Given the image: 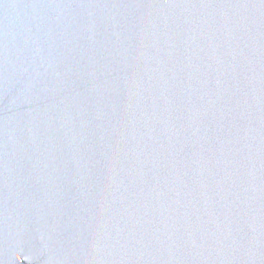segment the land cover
<instances>
[{"label":"water","instance_id":"95a60500","mask_svg":"<svg viewBox=\"0 0 264 264\" xmlns=\"http://www.w3.org/2000/svg\"><path fill=\"white\" fill-rule=\"evenodd\" d=\"M0 264H264V0H0Z\"/></svg>","mask_w":264,"mask_h":264}]
</instances>
